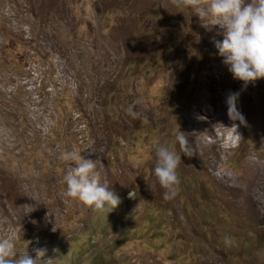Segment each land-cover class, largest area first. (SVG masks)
<instances>
[{"label": "rangeland", "instance_id": "obj_1", "mask_svg": "<svg viewBox=\"0 0 264 264\" xmlns=\"http://www.w3.org/2000/svg\"><path fill=\"white\" fill-rule=\"evenodd\" d=\"M210 23L171 0H0V239L52 264H264V179L252 186L249 166L264 168V78L233 79ZM229 92L246 123L217 137L203 99ZM180 131L190 156L165 201L156 145L179 154ZM69 151L97 161L116 209L64 195Z\"/></svg>", "mask_w": 264, "mask_h": 264}, {"label": "clouds", "instance_id": "obj_2", "mask_svg": "<svg viewBox=\"0 0 264 264\" xmlns=\"http://www.w3.org/2000/svg\"><path fill=\"white\" fill-rule=\"evenodd\" d=\"M171 3L177 8L195 9L202 21L210 17V24L219 25L224 30V38L222 42H216V48L234 80L243 82L246 88L250 83L264 78V0H171ZM239 95V92L228 93L227 114L233 122L239 120L245 124V117L237 108ZM127 111L133 119L141 118L131 107ZM143 122H148L147 116L143 117ZM176 142L179 154L175 147L156 145L153 171L164 190L165 201H171L178 195L180 180L177 169L181 163V154L190 156L188 139L183 132L177 134ZM61 159L74 164L63 177L66 184L64 195L67 198L78 200L93 211L104 210L106 207L113 211L119 206L120 197L107 183L101 182L96 160L85 159L75 151L62 153ZM134 197L135 191H130L129 198ZM225 243L230 244L231 238L225 237ZM36 252L35 258L27 252L18 255L11 240L0 239V264H52V259H42L45 250L37 249Z\"/></svg>", "mask_w": 264, "mask_h": 264}, {"label": "bare ground", "instance_id": "obj_3", "mask_svg": "<svg viewBox=\"0 0 264 264\" xmlns=\"http://www.w3.org/2000/svg\"><path fill=\"white\" fill-rule=\"evenodd\" d=\"M188 63V62H187ZM189 68H190V65H189ZM209 70H212V72H211V77L213 76V75H216V73H219L217 70V67H213V66H209ZM217 77V76H216ZM212 79V78H211ZM215 79V78H214ZM213 79V80H214ZM180 81V80H179ZM213 86V85H212ZM213 90H215V89H213ZM212 90V91H213ZM215 92V91H214ZM206 93V92H205ZM211 94H212V92H211ZM210 97H213L212 99L210 98ZM226 97H227V95L225 94H213V95H210V96H206V98H204L203 100H204V102H207V99L208 98H210V100L209 101H211L212 103H211V105H208V106H205V112L206 113H215L216 111H218V115H215V116H213L214 118H213V123H211V124H209L207 127H208V129H206L205 131L207 132V133H209V132H213V133H215V135L218 137V132L219 131H222L223 129L225 130L227 127H228V125L231 123V121L232 120H230L229 119V117H228V114H227V105H226ZM225 100V102H223V101ZM209 104H210V102H209ZM215 106H214V105ZM206 105V104H205ZM195 109H198V107H196ZM202 113V112H201ZM195 116H193V118H194ZM198 119H200V118H198ZM191 129L192 128H190L189 129V131H191ZM223 135V134H222ZM223 139V138H222ZM217 141H220V140H217ZM232 141H234V137H230V142H232ZM212 143V142H211ZM203 145H204V143L202 144V145H200V147L202 146L203 147ZM199 147V146H198ZM209 147V146H208ZM203 148H205V147H203ZM200 149V148H199ZM206 150V149H205ZM201 151V150H200ZM201 157L200 158H202V155H200ZM249 166L251 167V166H253L252 167V170H251V176H250V178H251V180H252V182H251V185L253 186H256V185H258L259 183H261V181H262V178L264 179V168H262V166H261V164L260 163H258V162H256L255 164L254 163H250L249 164ZM250 175V174H249ZM224 176V175H223ZM222 176V177H223ZM225 179V178H224ZM228 179V178H227ZM223 180V179H222ZM230 180V179H229ZM229 180H227V181H229ZM221 182V181H220ZM225 182V181H224ZM227 183H229V182H227ZM227 185V184H226ZM230 186H232V184H229ZM10 188V192H12V195H15V191L14 190H16V189H11V187H9ZM15 188V187H14ZM241 188V187H240ZM243 188V187H242ZM248 188H249V186H248ZM254 189V188H253ZM253 191H255V190H253ZM2 194L0 195V204H2L1 205V209H0V216H2V217H5V216H7V215H11V213L9 212V211H7V209H6V207H5V204H4V201H2ZM9 200H13L14 201V199H13V197L12 198H9ZM22 219H19V220H8L7 221V224H8V226L12 229V232H14V231H16L17 230V226L19 225V224H22V221H21ZM13 236H12V234H11V238H12Z\"/></svg>", "mask_w": 264, "mask_h": 264}, {"label": "built area", "instance_id": "obj_4", "mask_svg": "<svg viewBox=\"0 0 264 264\" xmlns=\"http://www.w3.org/2000/svg\"><path fill=\"white\" fill-rule=\"evenodd\" d=\"M35 94H36V92H35ZM54 119H56V118H54ZM83 125H84V124H83ZM74 135H76V134L74 133ZM78 135H79V134H78ZM86 138H88V137L86 136ZM86 159H92V160H93L94 158L91 157V156H89V155H87V156H86Z\"/></svg>", "mask_w": 264, "mask_h": 264}]
</instances>
